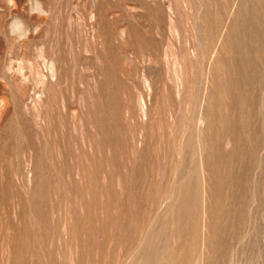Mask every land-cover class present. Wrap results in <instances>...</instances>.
<instances>
[{
    "label": "rangeland",
    "instance_id": "1",
    "mask_svg": "<svg viewBox=\"0 0 264 264\" xmlns=\"http://www.w3.org/2000/svg\"><path fill=\"white\" fill-rule=\"evenodd\" d=\"M39 2L0 0V264H264V0Z\"/></svg>",
    "mask_w": 264,
    "mask_h": 264
},
{
    "label": "clouds",
    "instance_id": "2",
    "mask_svg": "<svg viewBox=\"0 0 264 264\" xmlns=\"http://www.w3.org/2000/svg\"><path fill=\"white\" fill-rule=\"evenodd\" d=\"M5 3L9 8L13 10L18 7L17 0H5ZM27 5V14L29 16L37 15L38 17H43L48 15V12L43 9V6L39 2V0H27ZM8 32L9 35L15 37L18 40H22L26 39L30 35V33L37 34L39 32V29L37 27L36 29L29 30L25 21L21 17L16 16L13 17L8 24ZM2 103L3 101H0V104Z\"/></svg>",
    "mask_w": 264,
    "mask_h": 264
}]
</instances>
